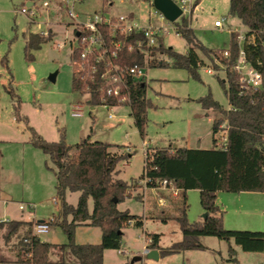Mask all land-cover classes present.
Returning <instances> with one entry per match:
<instances>
[{"label": "rangeland", "instance_id": "374dc122", "mask_svg": "<svg viewBox=\"0 0 264 264\" xmlns=\"http://www.w3.org/2000/svg\"><path fill=\"white\" fill-rule=\"evenodd\" d=\"M148 1L82 0L76 1L73 9L82 20L95 11H102L108 15L132 12L145 21L150 10H154ZM45 2L49 5L45 6ZM229 3L230 0H199L189 15L197 38L205 46L217 50L218 54L220 50L229 48L232 30L237 29L241 33L246 30L238 17L229 14ZM70 7L66 0H0V223L11 219H31L35 224L59 215L60 200L56 175L52 170L54 164L48 154L32 143L29 124L50 142L58 141L61 131H64L68 144H76L90 136L93 142L119 145L113 150L132 153L130 158L117 165V177L130 184V197L119 203L118 208L129 209L131 214L140 216L144 225L128 224L123 229L121 250H107L105 264H234L228 261L230 245L235 249L239 263L264 264V251H244L233 240L227 242L213 236L204 238L208 247L205 250L181 252L159 260L142 254L146 235L161 234L164 247L182 238L179 224L170 217L180 214L182 193L174 197L168 189H146L139 180L144 172L147 153L176 143L191 148H212L213 121L221 114L204 109L198 99L210 90L217 101L228 107V99L220 83V79L226 78V72L219 67L217 74L209 73L207 68H215L219 60L198 51L205 67L199 70L201 80H197L187 69L174 67L166 54H160L159 57L169 64L147 66V97L151 105L147 109L142 136L128 104L116 105L110 110L105 105L91 103L89 93L73 90L75 69L71 55L76 19L70 16ZM23 8L34 14L22 13ZM220 18L224 19L223 28L215 26V21ZM155 22L169 28L164 38L166 46L185 54L188 43L174 29V23L172 25L158 17H155ZM29 33L45 37L52 35V40L32 51L34 59L31 61L25 56ZM52 75L55 80H51ZM11 76L14 91L21 101V119L17 118L15 109L17 97L7 91ZM76 105L81 107L80 116L73 115ZM110 112L115 117L111 118ZM226 135L224 123L215 137L222 144ZM162 192L168 193L170 199L171 206L166 209L158 205ZM186 195L189 221H201L206 212L201 206L199 191L188 190ZM66 198L70 204L76 205L79 193L69 191ZM20 203L25 204L26 209L21 210ZM217 203L225 212L227 229L264 232V191L222 192ZM30 204L35 207L30 208ZM90 207L92 209V201ZM55 221L47 233L39 235L40 238L57 245L68 243L67 234ZM25 229L22 226L6 242L7 225L0 227V258L7 260L0 264H20L14 263V255L20 233ZM101 240L99 227L80 225L75 229V242L78 244H97ZM137 256L143 258L134 261ZM72 258L69 251L56 249L51 254V264H61L62 259Z\"/></svg>", "mask_w": 264, "mask_h": 264}, {"label": "trees", "instance_id": "16d2710c", "mask_svg": "<svg viewBox=\"0 0 264 264\" xmlns=\"http://www.w3.org/2000/svg\"><path fill=\"white\" fill-rule=\"evenodd\" d=\"M197 0L193 6L198 5ZM229 14L238 17L248 27L247 37L243 48L253 67L262 73V85L254 89L246 86L240 74L234 69V63L239 54L238 34L231 32L229 49L231 56L225 58L212 48L205 46L196 36L190 25L191 18L182 17L175 22L176 31L188 43L185 54L167 47L161 40V45L152 51L153 58L147 61L144 54L133 51H122L120 63L126 67L166 66V62L159 57L166 54L171 64L177 68L187 69L189 74L201 80L199 70L205 67L199 56L201 51L208 57H216L226 65V78L220 79L224 93L228 99L229 108L217 101L212 92L198 99L204 109L213 110L221 117L213 121V146L210 149L201 147L191 148L173 145L163 146L148 152L144 172L139 180H146L148 188H157L158 181L172 180L180 189L183 203L180 214L173 219L180 226L182 238L171 245H160L161 234L152 233L147 244L150 249L159 250L161 257L178 254L188 250H205L201 237L213 236L227 242L232 240L244 251H264V232L252 230L227 229L224 226V210L217 203L219 191L262 192L264 191V0H230ZM52 40V35L29 33L25 44V56L34 59L33 50ZM72 60L74 58L71 55ZM7 64V63H6ZM219 70L218 64L214 68ZM10 72V71H9ZM148 84L146 81H136L128 78L131 115L142 136L145 133L147 109L151 105L147 97ZM73 90L83 92V84L74 77ZM7 91L17 97L15 109L17 118L21 119V101L14 91L13 78L9 79ZM91 103L102 104L95 94L91 84ZM108 103L115 104L113 99ZM28 123V119L24 117ZM226 123V144L219 143L215 135L222 124ZM32 143L49 155L54 167L57 180V197L60 200L59 215L51 220V225L59 224L68 236L66 244H52L42 241L39 235L33 233L34 222L25 220L2 221L0 227L7 225L6 242L21 230L14 263L20 264H51V254L56 249L69 251L73 258L62 259L61 264H105L104 252L107 249L121 250L123 243V229L134 222L143 226L144 222L138 215L131 214L128 209L120 210L118 204L126 197H130V184L117 177V165L120 161L132 156V153H121L113 150L119 145L91 141L90 136L76 144H68L66 134L61 131L60 139L56 142L47 141L37 130L28 124ZM200 190V203L207 217L201 221L190 222L187 216V191ZM68 191L78 192L76 205L66 199ZM117 199V202L114 201ZM92 201V209H90ZM69 217L71 219L69 220ZM43 221V220H41ZM165 221H167L165 219ZM54 225V224H53ZM87 225L99 227L102 231L100 243L78 244L75 242L77 226ZM228 261L240 264L236 259L235 249L229 246ZM0 258V262H6Z\"/></svg>", "mask_w": 264, "mask_h": 264}, {"label": "built area", "instance_id": "2783aa9c", "mask_svg": "<svg viewBox=\"0 0 264 264\" xmlns=\"http://www.w3.org/2000/svg\"><path fill=\"white\" fill-rule=\"evenodd\" d=\"M76 1L82 0H66L70 4L69 14L76 19L73 29L72 54L74 56L72 63L75 69V78L82 82L83 91L91 93V84L94 85L95 94L99 96L102 105L112 110L116 105L130 103V95L128 91V78L138 81H146L147 65H134L126 67L120 63V54L126 50L128 52H139L144 54L147 61H150L152 51L161 45V40L165 44V34L169 28L167 25L157 24L155 17L160 20H167L165 16L155 8L153 0L148 3L154 10H150L149 16L142 21L136 14L132 12L108 15L102 11H95L86 20H82L79 14L74 12L73 5ZM181 9L182 17H189L194 2L192 0H173ZM111 4V3H109ZM48 6V2L44 3ZM22 13L30 14L28 8H23ZM31 14H34L33 12ZM169 21V20H168ZM170 22V21H169ZM174 29L176 30L175 22ZM224 19L220 18L215 21V26L223 27ZM246 34H239L237 40L239 43V54L234 63V69L240 74L242 81L246 86L254 89L260 88L262 85V73L253 67L247 58V54L243 48L246 40H253ZM219 54L225 58L231 56L230 49L220 50ZM219 67H223L226 72V65L218 62ZM209 73H215L213 67H208ZM92 96V95H91ZM109 99H113L115 104L108 103ZM82 114L80 105H76L74 116ZM111 118L115 117L110 112ZM226 144V138L222 145ZM146 187V180H141ZM158 187L168 189L175 195L180 193V189L172 180L162 179L158 181ZM20 209H26L25 204H20ZM37 221L34 224L33 233L40 235L47 233L51 228V220ZM145 241L151 242V238L145 236ZM147 247V246H146ZM145 247V248H146Z\"/></svg>", "mask_w": 264, "mask_h": 264}, {"label": "water", "instance_id": "95a60500", "mask_svg": "<svg viewBox=\"0 0 264 264\" xmlns=\"http://www.w3.org/2000/svg\"><path fill=\"white\" fill-rule=\"evenodd\" d=\"M154 6L157 10H159L167 20L170 22H176L182 15V9L173 1V0H153ZM31 2L28 3L30 5ZM51 80H55V76L52 75ZM199 148V147H198ZM114 201L117 202V199L114 198ZM207 217V213L204 214V218ZM150 259L158 260L160 257L159 250L150 249L148 247L145 248L144 253ZM143 256H139L134 258L135 260H141Z\"/></svg>", "mask_w": 264, "mask_h": 264}, {"label": "crops", "instance_id": "0c3cea01", "mask_svg": "<svg viewBox=\"0 0 264 264\" xmlns=\"http://www.w3.org/2000/svg\"><path fill=\"white\" fill-rule=\"evenodd\" d=\"M245 26V25H244ZM217 27V26H216ZM223 27H224V24H223ZM223 27H217V28H223ZM246 27V30H244V32L243 33H241V32H239L237 29H235V30H232L231 32H238L239 34H245L247 31H248V27L247 26H245ZM252 39H254V37H251ZM217 72H220V70L218 71H216L215 73H212V74H217ZM226 108H229V105H228V107H226ZM216 118H214V120H215ZM177 146H180L179 144H175L174 145V147H177ZM186 147H188V146H186ZM56 186H57V180H56ZM154 189H156V188H154ZM196 190H198V189H196ZM167 191V190H166ZM199 191V193H200V190H198ZM69 192V191H68ZM168 192V191H167ZM169 192H172V191H169ZM222 192H224V191H219L218 192V197H219V194L220 193H222ZM250 193V192H249ZM252 193V192H251ZM172 194H173V196L174 197H177L178 195H175L173 192H172ZM66 195H67V193H66ZM217 197V198H218ZM145 198V197H144ZM67 199V198H66ZM8 201H9V199H7ZM78 202V201H77ZM20 204H23V203H20ZM77 204V203H76ZM73 205H75V204H73ZM158 205L160 206V207H163V208H168V207H170L171 206V204H170V199H169V197H168V193L167 194H165V193H161V196H159V199H158ZM20 206V205H19ZM29 207L30 208H34L35 206H33L32 204H30L29 205ZM221 207V206H220ZM20 208V207H19ZM180 208H181V206H180ZM180 208H179V210H180ZM90 209H91V207H90ZM125 210V209H124ZM129 210V209H128ZM165 211L166 210H164L163 212L165 213ZM187 212H188V210H187ZM172 215V214H171ZM171 218H174V217H176V216H174V215H172V216H170ZM169 217V218H170ZM70 219H71V217H69ZM170 218V219H171ZM168 219V218H167ZM11 220H19V219H11ZM203 220V219H202ZM6 221H10V220H6ZM25 221H31V219H25ZM144 222V221H143ZM224 226L226 227V221H225V217H224ZM207 237V236H206ZM205 237H201V241H202V243L205 245V243H204V241H205V239H204ZM160 245L161 246H163L162 244H161V240H160ZM147 246V242L145 241L144 242V245H143V248H142V254L144 253V250H145V247ZM205 246H207V245H205ZM164 247V246H163ZM208 248V247H207ZM107 250H109V249H107ZM107 250H105V252H104V257H105V253H106V251ZM120 251V250H119ZM188 251H193V250H188ZM188 251H185V252H188ZM195 251V250H194ZM137 257H139V256H137ZM136 258V257H135ZM160 258H162L161 256L159 257V259ZM158 259V260H159ZM135 261H137V260H135ZM234 264H237V263H234ZM240 264H243V263H240Z\"/></svg>", "mask_w": 264, "mask_h": 264}]
</instances>
